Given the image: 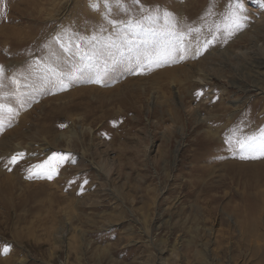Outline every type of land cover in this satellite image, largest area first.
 Returning a JSON list of instances; mask_svg holds the SVG:
<instances>
[{"label": "rangeland", "instance_id": "1", "mask_svg": "<svg viewBox=\"0 0 264 264\" xmlns=\"http://www.w3.org/2000/svg\"><path fill=\"white\" fill-rule=\"evenodd\" d=\"M137 1L0 0V264L264 263L261 144L230 140L264 118V0Z\"/></svg>", "mask_w": 264, "mask_h": 264}, {"label": "bare ground", "instance_id": "2", "mask_svg": "<svg viewBox=\"0 0 264 264\" xmlns=\"http://www.w3.org/2000/svg\"><path fill=\"white\" fill-rule=\"evenodd\" d=\"M137 1V0H136ZM143 0H138L137 2H141ZM200 1V0H199ZM134 4V2H130L128 5L132 6ZM214 7H221V5L219 3L214 2L213 3ZM193 7L198 6V0H195V3L192 5ZM215 9V8H214ZM173 10V9H172ZM220 10V9H219ZM214 11V10H213ZM212 11H207V10H203L202 12H196L194 14V21H195V25L193 26L195 29L197 28V24L198 21L203 17V16H209L211 14ZM166 14V13H165ZM140 16V15H139ZM179 22V21H178ZM211 25H213L214 23L217 24V22L213 21L210 22ZM219 23V22H218ZM207 25H209V23H207ZM202 26V25H201ZM210 26V25H209ZM183 27V26H182ZM181 27V28H182ZM209 28V27H208ZM205 29V28H204ZM210 30V29H209ZM208 30V34H212L214 32V30H210L209 32ZM207 31V30H206ZM216 36L218 39H223L224 37L228 36V34L223 30H220L219 33H217ZM64 53V52H63ZM47 57H50L51 63L53 62L54 64L57 63L59 65V68L56 69V74L57 73H61L64 71L63 69V63L64 61L66 62V60H68V56L65 57L63 55H59V53H49L47 54ZM43 58V57H42ZM59 62L61 64H59ZM263 63V62H262ZM50 66V64H49ZM49 68V67H48ZM50 69V68H49ZM46 70V69H45ZM63 74V73H61ZM60 74V75H61ZM81 91V90H80ZM80 99L82 100L84 97L82 95H77L76 99ZM53 104V103H52ZM52 106V105H51ZM50 107V106H49ZM55 108V106H52V108ZM59 107V106H58ZM70 108V107H68ZM76 108V107H74ZM67 109V108H65ZM64 109V110H65ZM63 110V111H64ZM70 110V109H68ZM47 113V112H46ZM64 113V112H63ZM67 114V113H66ZM65 116V114H63ZM45 116V115H44ZM68 117V116H67ZM46 119H48L51 122H55L56 123H60L58 122L62 116L60 114H56V115H47L45 116ZM48 121V122H49ZM61 121V120H60ZM54 124V125H55ZM57 125V124H56ZM63 125V124H62ZM239 127H246L248 128L247 131L240 133V129L237 130V132L234 134V136L231 137V141L233 139H235L237 136H240V138L242 139H250L247 140V142L243 143L245 145L244 149L245 152L249 151L254 144L256 143H260L262 141H264V118L261 119H254V117H251L249 119H246L245 121H243V124L240 125L239 123ZM73 132V131H72ZM75 133H72L71 135H74ZM252 137V138H250ZM228 148V147H227ZM250 157V156H249ZM242 158V157H240ZM243 163V172H245V175L248 177V184L246 185V191L245 193L242 195V201L244 206H239V210L244 211L243 213L239 212L240 217H242V221H241V225L244 229L243 234H245V237L249 236V237H254L255 239H262V241H264V236L261 232V228L259 229L260 223H259V218L261 217V215H263L264 213V152H262V150L260 152H258L255 157H252L251 159H249L248 161L242 162ZM240 166V165H239ZM234 168V167H233ZM211 170V169H210ZM240 170V169H239ZM242 172V173H243ZM167 173V172H166ZM223 173V172H222ZM235 173V170H234ZM239 173V172H238ZM233 174V173H232ZM244 174V173H243ZM64 175V174H63ZM235 175V174H234ZM230 176V175H229ZM245 177V178H247ZM66 178V177H65ZM166 178V177H165ZM236 180V179H235ZM204 181V180H203ZM233 181V180H232ZM237 182V181H236ZM247 183V182H246ZM13 185V184H12ZM235 185V184H234ZM233 185V186H234ZM11 186V185H10ZM45 186V185H43ZM4 187V186H3ZM37 187V186H36ZM220 187V186H219ZM12 188V187H11ZM8 192V191H7ZM47 189L45 188H36V191L32 194V197L35 199L40 198V196H42L43 194H46ZM235 194V193H234ZM241 194V193H240ZM53 195H50L47 193V196H45V198H40L39 202L40 205L38 206L39 210H45L47 209V212H51L50 214V218L53 216V213L51 211V207L53 205V203L51 202V199H49L50 197H52ZM45 199H49L45 200ZM234 199V198H232ZM76 202V201H75ZM229 203V202H228ZM36 208V207H35ZM42 212V211H40ZM245 214V215H244ZM51 223L53 221V218H51L49 220ZM110 221V220H109ZM55 223V222H54ZM262 223V222H261ZM57 224V223H56ZM96 226V225H94ZM263 227V226H262ZM247 235V236H246ZM218 238V237H217ZM256 241V240H254ZM238 243V242H237ZM256 243V242H255ZM264 243V242H263ZM255 247V246H254ZM264 247V246H263ZM261 247V248H263ZM228 248V247H227ZM253 248V247H252ZM248 250V249H247ZM256 251V250H255ZM254 251V255L257 256L256 252ZM260 253V252H259ZM264 254V252H263ZM220 255V254H219ZM263 257V256H262ZM245 259V258H244ZM264 260V259H262ZM260 264V263H259ZM261 264H264L263 262Z\"/></svg>", "mask_w": 264, "mask_h": 264}, {"label": "snow or ice", "instance_id": "3", "mask_svg": "<svg viewBox=\"0 0 264 264\" xmlns=\"http://www.w3.org/2000/svg\"><path fill=\"white\" fill-rule=\"evenodd\" d=\"M237 8H240L241 5L237 4L236 6ZM230 22L227 23L224 27V31L228 34V35H231L232 34V31L235 29V28H239L241 25H240V18H239V15L237 12H233L231 17L229 18ZM242 148L245 147V145L243 143H241L240 145ZM261 150L262 152H264V141L261 142ZM244 158V157H242ZM12 163H16L17 160L16 158H13V160L11 161ZM38 167H43V166H38ZM49 179L51 178V176L48 177ZM6 249H5V253H6Z\"/></svg>", "mask_w": 264, "mask_h": 264}]
</instances>
